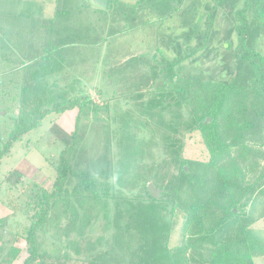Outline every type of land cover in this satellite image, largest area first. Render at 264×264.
<instances>
[{"label":"trees","instance_id":"1","mask_svg":"<svg viewBox=\"0 0 264 264\" xmlns=\"http://www.w3.org/2000/svg\"><path fill=\"white\" fill-rule=\"evenodd\" d=\"M181 3L172 1L159 21L180 13ZM70 11L56 10L43 20L23 62L0 71V98L18 107L0 144V160L46 116L77 109L69 138L59 127L52 128L64 148L52 188L35 182L26 201L32 215L23 233L28 255L21 264H160L161 248L172 264H256L249 233L264 219V55L247 43L250 12L260 25L257 31L264 29V0H245L234 12L237 59L257 67L253 81L177 73L180 63L207 47L213 21L199 44L188 45L172 59L159 55L156 45L150 68L131 77L133 89L146 87L152 96L118 116V152L104 144L101 154L100 149L75 157L76 166L67 154L75 147L79 151L80 121L107 111L109 104L102 107L80 94V79L67 78L70 71L64 66L76 67L71 56L76 44L92 37L89 30L68 24ZM150 38L158 41L159 31L149 32ZM35 65L39 70L31 73ZM207 117L213 121L204 123ZM72 180L77 184L67 188ZM150 181L162 190L158 198L147 190ZM101 217V233L93 239L89 232ZM49 233L58 240L55 253L44 244ZM20 251L10 246L0 264H12Z\"/></svg>","mask_w":264,"mask_h":264},{"label":"rangeland","instance_id":"2","mask_svg":"<svg viewBox=\"0 0 264 264\" xmlns=\"http://www.w3.org/2000/svg\"><path fill=\"white\" fill-rule=\"evenodd\" d=\"M114 1L112 7L103 9L95 0H0V71L23 62L28 45L33 42L32 37L39 32L37 29L56 10L71 9L68 24L87 29L88 36H92L76 44L71 55L76 67H71L72 63L63 66L70 71L69 80L80 79V94L90 95L102 107L109 104V109L104 108L80 121L79 151L75 147L67 154L69 163L74 166L77 164L75 157L91 156L104 144H112L113 153L118 152L115 144L121 130L118 116L123 111H134L141 100L145 105L152 96L146 87L133 89L131 84L135 80L132 81L131 77L134 72L139 74L150 68L156 45L160 48L159 55L172 59L188 45L199 44V36L206 35L210 21H213L207 47L180 63L176 67L177 73L217 81L233 76L236 82L243 84L258 75L256 66L238 60L236 55L239 41L234 12L245 0H178L182 2L181 12L160 20L162 23L159 17L172 9L174 0H147L143 4H138L139 0H116L117 4ZM250 19L247 44L264 55V29L257 31L260 25L253 22L252 12ZM157 30L158 41L147 39L149 32ZM141 53L146 54L143 61L131 60ZM123 63L124 69L121 68ZM31 68V73L39 70L37 65ZM138 93L142 95L135 97ZM17 112V103L0 98V144L7 138L13 124L11 117ZM76 115L77 109L46 116L39 127L23 135L0 160V246L3 247L0 256L5 255L12 245L20 248L12 264H21L28 255L23 233L31 221L32 210L26 201L32 194L33 183L51 189L57 177L64 144L52 128L59 127L69 138L75 129ZM97 142L100 146L93 151L91 146ZM84 143L87 144L85 151L81 150ZM70 183L66 187L73 189L77 181ZM101 222L102 217L91 228V238L101 233ZM254 226L249 233L250 245L258 255L256 264H264V219ZM53 243L57 244L58 240L47 234L44 244L55 253ZM159 260L160 264H172L165 248L160 249ZM72 263L85 264L80 261L68 264Z\"/></svg>","mask_w":264,"mask_h":264},{"label":"water","instance_id":"3","mask_svg":"<svg viewBox=\"0 0 264 264\" xmlns=\"http://www.w3.org/2000/svg\"><path fill=\"white\" fill-rule=\"evenodd\" d=\"M95 1L101 6H104V7L108 6V0H95ZM212 121L213 120L211 117H207L204 120V123L207 124V123H211ZM186 170H188V167H186ZM147 190H148L149 194L154 198H158L162 193V190L160 188L156 187L152 181H150L147 184Z\"/></svg>","mask_w":264,"mask_h":264}]
</instances>
